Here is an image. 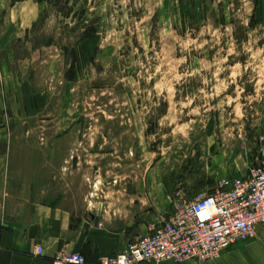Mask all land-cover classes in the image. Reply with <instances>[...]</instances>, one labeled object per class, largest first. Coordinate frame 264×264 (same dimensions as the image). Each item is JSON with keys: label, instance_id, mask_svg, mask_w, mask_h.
<instances>
[{"label": "rangeland", "instance_id": "374dc122", "mask_svg": "<svg viewBox=\"0 0 264 264\" xmlns=\"http://www.w3.org/2000/svg\"><path fill=\"white\" fill-rule=\"evenodd\" d=\"M0 154L14 221L47 203L129 245L260 165L264 0H0Z\"/></svg>", "mask_w": 264, "mask_h": 264}, {"label": "built area", "instance_id": "2783aa9c", "mask_svg": "<svg viewBox=\"0 0 264 264\" xmlns=\"http://www.w3.org/2000/svg\"><path fill=\"white\" fill-rule=\"evenodd\" d=\"M264 224V157L243 177L222 181L194 201L178 207L158 226L131 241L122 251L102 259L104 264L167 261L208 262L235 243L256 235ZM81 253L54 258L52 264H83Z\"/></svg>", "mask_w": 264, "mask_h": 264}, {"label": "crops", "instance_id": "0c3cea01", "mask_svg": "<svg viewBox=\"0 0 264 264\" xmlns=\"http://www.w3.org/2000/svg\"><path fill=\"white\" fill-rule=\"evenodd\" d=\"M6 162L7 158L2 159L0 154V264H51L61 254L79 252L87 261L99 262L101 257L127 248L128 240L120 228L100 227L96 220L76 217L47 203H32L25 219L14 221L10 203L7 199L5 202L2 200L6 191ZM261 230H264V225L258 227V231ZM38 247L43 248L41 255ZM262 253L264 237H251L225 250L216 260L206 263L187 261L183 264H264L263 260L255 259ZM163 264L181 263L167 261Z\"/></svg>", "mask_w": 264, "mask_h": 264}, {"label": "trees", "instance_id": "16d2710c", "mask_svg": "<svg viewBox=\"0 0 264 264\" xmlns=\"http://www.w3.org/2000/svg\"><path fill=\"white\" fill-rule=\"evenodd\" d=\"M39 1H43V0H39ZM59 12H61V10ZM83 34H84L83 37L84 36L87 37V36H90L92 33L91 31H88V29H86Z\"/></svg>", "mask_w": 264, "mask_h": 264}]
</instances>
